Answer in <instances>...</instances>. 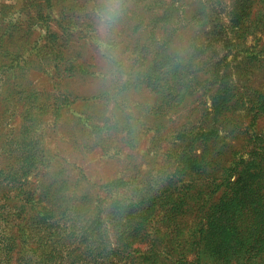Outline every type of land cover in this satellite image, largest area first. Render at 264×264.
Listing matches in <instances>:
<instances>
[{
	"label": "rangeland",
	"instance_id": "rangeland-1",
	"mask_svg": "<svg viewBox=\"0 0 264 264\" xmlns=\"http://www.w3.org/2000/svg\"><path fill=\"white\" fill-rule=\"evenodd\" d=\"M239 1L129 0L117 84L95 0H0V264H264V0L238 27ZM218 25L247 34L227 91L196 50Z\"/></svg>",
	"mask_w": 264,
	"mask_h": 264
},
{
	"label": "clouds",
	"instance_id": "clouds-1",
	"mask_svg": "<svg viewBox=\"0 0 264 264\" xmlns=\"http://www.w3.org/2000/svg\"><path fill=\"white\" fill-rule=\"evenodd\" d=\"M129 0H95L93 31L99 41L98 54L105 65V79L123 84L127 73L116 42L119 28L128 12Z\"/></svg>",
	"mask_w": 264,
	"mask_h": 264
},
{
	"label": "trees",
	"instance_id": "trees-1",
	"mask_svg": "<svg viewBox=\"0 0 264 264\" xmlns=\"http://www.w3.org/2000/svg\"><path fill=\"white\" fill-rule=\"evenodd\" d=\"M244 1H239L235 5V8L232 12V22L233 24H236V26L238 27L245 22L244 19L246 20L249 17L248 15H246L243 18L242 17L243 13L246 12H249V14L251 13L250 11L251 6H249V8H246V5H248V0H244ZM258 2L262 3V0H258ZM254 14H258V12H255ZM216 27H218L219 29L216 30ZM223 27H224L223 25L215 26V31H214V26H212L211 30L204 34L206 37L204 41L206 42H202L200 46L201 48H198L197 46L196 50L202 48L207 50V48L213 46L214 44H218V43L221 44L220 50H222V52L219 54V57L216 56L215 59H211L212 61L210 64L212 65L211 70L213 75L219 77L220 82H222V86H223L222 90L227 91L229 85L234 86L233 80L228 81L227 79H231L232 71L233 72L238 71L239 64H236V62L239 56V51L245 49L244 48L246 42L245 38H247V34L245 32L240 31L239 29L237 31H233V35L238 33L240 38H238L237 43H232V41H230L228 38V29ZM260 52L262 53V51H259L258 53H256V55L260 54ZM262 148H264V146ZM260 154L263 153L261 152L259 153V155ZM243 172L247 173L246 171ZM242 174H243L242 172L239 174L240 175L239 182L240 181L242 182L241 189L246 190V188H248L249 186L248 184H246V182L242 181Z\"/></svg>",
	"mask_w": 264,
	"mask_h": 264
},
{
	"label": "crops",
	"instance_id": "crops-1",
	"mask_svg": "<svg viewBox=\"0 0 264 264\" xmlns=\"http://www.w3.org/2000/svg\"><path fill=\"white\" fill-rule=\"evenodd\" d=\"M4 1H7V0H4Z\"/></svg>",
	"mask_w": 264,
	"mask_h": 264
}]
</instances>
